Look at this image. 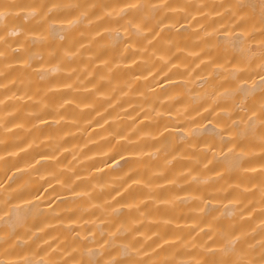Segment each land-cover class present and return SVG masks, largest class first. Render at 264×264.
<instances>
[{
  "label": "bare ground",
  "instance_id": "obj_1",
  "mask_svg": "<svg viewBox=\"0 0 264 264\" xmlns=\"http://www.w3.org/2000/svg\"><path fill=\"white\" fill-rule=\"evenodd\" d=\"M51 3L0 0V264H264V0Z\"/></svg>",
  "mask_w": 264,
  "mask_h": 264
},
{
  "label": "clouds",
  "instance_id": "obj_2",
  "mask_svg": "<svg viewBox=\"0 0 264 264\" xmlns=\"http://www.w3.org/2000/svg\"><path fill=\"white\" fill-rule=\"evenodd\" d=\"M61 3H62V0H52V3L50 4L51 7L49 6V8L46 11H43L42 15L44 16L47 13H51L56 8H58L61 5ZM37 8H39V7H34V8H32V10H28L27 11L28 15L29 16L40 15L42 10H41V8H39L40 10L37 11ZM228 12H231L234 16L237 15L233 5H231V7L228 9L227 13ZM117 14L119 15L120 13H117ZM7 15H8V13L6 11L0 10V18H3ZM109 17L112 18V14H109ZM87 19H88V17L86 15V13H82L80 17H78L76 20H74L72 22V26H75L77 23L84 22ZM124 27H127L128 29L133 30V31L142 32V29H140L139 25L128 24ZM12 34L15 35V33H12ZM262 67H264V63H262ZM217 70H219V69H217ZM259 78L264 79V75H261ZM210 95H211V93H210ZM162 106H164V105H162ZM167 106L171 107V104L169 103V105H167ZM202 108H203V106H201L199 109H194L192 106H190L189 110L186 113H177L176 115H177V118H183L184 120L191 121L192 123H191L190 127L191 126L200 127V126H202V123L195 122V121H197V119H193L192 117H193L194 113L199 114L201 112ZM170 114L171 113H169V115ZM153 115L155 117H160L162 114L159 112H155V110H153ZM262 115H264V113H262ZM258 119H259L258 116H249L248 117L249 124L255 123ZM235 123L236 122H234V124ZM149 139H151V137H149ZM237 153L243 156V153H241V152H237ZM169 155H170V153H168L167 150H165V148L162 146L160 151H158V152L154 151V152L150 153L149 158L150 159H163V160H166L167 163L170 164L171 160L168 159ZM196 171L198 173H200L201 175L199 178L197 176H192V179L196 180V182H199L201 184H208L212 181H218L223 177V176H213V175L208 174V171H206L202 166L198 167L196 169ZM262 172H264V170H262ZM5 190H6L5 185L0 183V192H4ZM181 230H188V229H187V227H185V229H181ZM188 231L190 232V230H188ZM181 243H183V241ZM40 261H43V264H46V261H44L43 259H41ZM114 261L115 260H112L111 264H114ZM18 264H32V260L30 258L24 259V260L19 261ZM173 264H174V262H173ZM189 264H195V261H190ZM233 264H244V261L241 259L238 262L234 261Z\"/></svg>",
  "mask_w": 264,
  "mask_h": 264
}]
</instances>
